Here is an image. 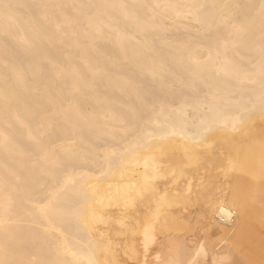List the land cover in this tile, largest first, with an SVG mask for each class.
<instances>
[{
  "label": "bare ground",
  "instance_id": "6f19581e",
  "mask_svg": "<svg viewBox=\"0 0 264 264\" xmlns=\"http://www.w3.org/2000/svg\"><path fill=\"white\" fill-rule=\"evenodd\" d=\"M0 264H264V0H0Z\"/></svg>",
  "mask_w": 264,
  "mask_h": 264
},
{
  "label": "rangeland",
  "instance_id": "374dc122",
  "mask_svg": "<svg viewBox=\"0 0 264 264\" xmlns=\"http://www.w3.org/2000/svg\"><path fill=\"white\" fill-rule=\"evenodd\" d=\"M200 190V189H198ZM197 190V191H198ZM201 194L202 196V192L199 191V194H197L198 198H197V212H194L193 213V216L191 218H188L189 219V224L190 225H195L198 224V225H204V227H208L209 226V223L211 222V218L210 216L208 215V213L205 211V207L202 205V201L204 200L203 196L200 197L199 195ZM180 220H182L183 218H179ZM198 227V226H197ZM214 230V229H213ZM199 232V228L195 229L194 232H192L191 234H196V238L197 237H201V235H198L197 233ZM218 235L215 234L213 238H216ZM199 241H201L202 239L199 238L198 239ZM136 241H133L132 243L134 244ZM126 250L128 251V246L129 245H126Z\"/></svg>",
  "mask_w": 264,
  "mask_h": 264
}]
</instances>
